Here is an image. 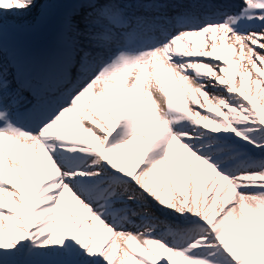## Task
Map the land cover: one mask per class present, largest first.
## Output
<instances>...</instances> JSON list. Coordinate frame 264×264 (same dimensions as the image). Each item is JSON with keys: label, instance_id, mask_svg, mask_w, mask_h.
<instances>
[{"label": "snow or ice", "instance_id": "obj_1", "mask_svg": "<svg viewBox=\"0 0 264 264\" xmlns=\"http://www.w3.org/2000/svg\"><path fill=\"white\" fill-rule=\"evenodd\" d=\"M0 264H264V0H0Z\"/></svg>", "mask_w": 264, "mask_h": 264}, {"label": "bare ground", "instance_id": "obj_2", "mask_svg": "<svg viewBox=\"0 0 264 264\" xmlns=\"http://www.w3.org/2000/svg\"><path fill=\"white\" fill-rule=\"evenodd\" d=\"M209 35H211V34H209ZM221 36H222V33L221 34H217V47L221 46V41H220V37ZM201 43H202V45L207 44V46L210 48V45H211V41L210 40H202ZM225 43L226 44H230V43H233V42L231 40H227V41H225ZM235 47H236V49L238 51V47L239 46L236 45ZM231 60H232V62L234 64V66H235V62L237 60H239V57L238 56H233V57H231ZM249 69H250V65H248L246 59L240 62V67L238 69L240 72H244V71H247ZM258 78L259 77L257 76V74L253 71L251 79L255 80V79H258ZM236 82H237V85H238L239 84V77H236ZM176 90L182 93V89H181L179 84L176 85ZM252 94L257 96V99L259 100L258 93L255 91V87L254 86H252ZM120 254L122 255V252Z\"/></svg>", "mask_w": 264, "mask_h": 264}]
</instances>
